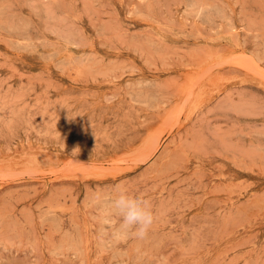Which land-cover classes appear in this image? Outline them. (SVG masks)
<instances>
[{
    "label": "rangeland",
    "instance_id": "1",
    "mask_svg": "<svg viewBox=\"0 0 264 264\" xmlns=\"http://www.w3.org/2000/svg\"><path fill=\"white\" fill-rule=\"evenodd\" d=\"M0 264H264V0H0Z\"/></svg>",
    "mask_w": 264,
    "mask_h": 264
},
{
    "label": "clouds",
    "instance_id": "2",
    "mask_svg": "<svg viewBox=\"0 0 264 264\" xmlns=\"http://www.w3.org/2000/svg\"><path fill=\"white\" fill-rule=\"evenodd\" d=\"M99 206L100 243L119 244L130 238L143 241L155 222L150 202L143 194H132L117 186L113 192L95 197ZM110 236L106 241L105 237Z\"/></svg>",
    "mask_w": 264,
    "mask_h": 264
}]
</instances>
